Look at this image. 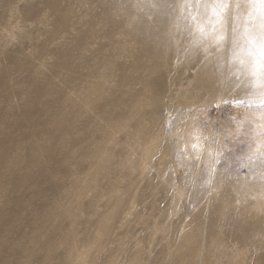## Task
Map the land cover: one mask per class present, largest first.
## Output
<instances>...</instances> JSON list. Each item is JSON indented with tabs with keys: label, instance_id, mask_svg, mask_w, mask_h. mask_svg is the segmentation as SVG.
Here are the masks:
<instances>
[{
	"label": "rangeland",
	"instance_id": "374dc122",
	"mask_svg": "<svg viewBox=\"0 0 264 264\" xmlns=\"http://www.w3.org/2000/svg\"><path fill=\"white\" fill-rule=\"evenodd\" d=\"M180 3L0 0V264H264L248 10Z\"/></svg>",
	"mask_w": 264,
	"mask_h": 264
},
{
	"label": "snow or ice",
	"instance_id": "6c2138e0",
	"mask_svg": "<svg viewBox=\"0 0 264 264\" xmlns=\"http://www.w3.org/2000/svg\"><path fill=\"white\" fill-rule=\"evenodd\" d=\"M181 11H188L191 19L202 17L211 27V36L217 45H222L227 39L225 25L229 9H247L243 25L238 23L240 12L233 17L235 26L232 29V59L246 66L250 74L257 77V83L264 88V0H181ZM196 11L193 12L192 10ZM259 20V31H254L255 25L250 22ZM219 25V28L216 26ZM198 32H205V24L196 26ZM264 104V100H261Z\"/></svg>",
	"mask_w": 264,
	"mask_h": 264
}]
</instances>
